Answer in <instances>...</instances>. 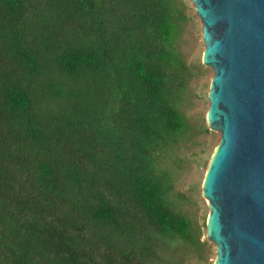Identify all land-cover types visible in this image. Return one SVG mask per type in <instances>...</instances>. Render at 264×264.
Listing matches in <instances>:
<instances>
[{
	"label": "trees",
	"instance_id": "1",
	"mask_svg": "<svg viewBox=\"0 0 264 264\" xmlns=\"http://www.w3.org/2000/svg\"><path fill=\"white\" fill-rule=\"evenodd\" d=\"M183 11L0 0V264H175L196 246L173 175L193 129Z\"/></svg>",
	"mask_w": 264,
	"mask_h": 264
},
{
	"label": "water",
	"instance_id": "2",
	"mask_svg": "<svg viewBox=\"0 0 264 264\" xmlns=\"http://www.w3.org/2000/svg\"><path fill=\"white\" fill-rule=\"evenodd\" d=\"M213 69L208 124L221 139L203 195L215 264H264V0H192Z\"/></svg>",
	"mask_w": 264,
	"mask_h": 264
},
{
	"label": "rangeland",
	"instance_id": "3",
	"mask_svg": "<svg viewBox=\"0 0 264 264\" xmlns=\"http://www.w3.org/2000/svg\"><path fill=\"white\" fill-rule=\"evenodd\" d=\"M183 8L185 19L181 24L178 47L190 68L187 95L182 109L193 125L190 137L177 147L174 165V193L183 211L192 219L195 228V243L185 246L180 243L176 250L168 249L175 264H215L217 248L208 240L207 221L210 213L209 202L203 195V184L208 166L220 142L221 134L208 124L209 92L213 69L204 61V39L202 23L192 0H177ZM206 128L208 130H206ZM174 160L164 164L171 167ZM183 196L179 197L178 195ZM168 258L167 262H171Z\"/></svg>",
	"mask_w": 264,
	"mask_h": 264
}]
</instances>
